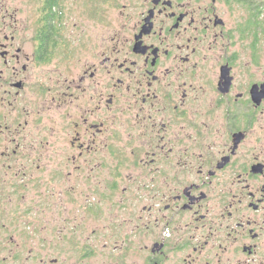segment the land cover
Returning <instances> with one entry per match:
<instances>
[{"label":"flooded vegetation","instance_id":"1","mask_svg":"<svg viewBox=\"0 0 264 264\" xmlns=\"http://www.w3.org/2000/svg\"><path fill=\"white\" fill-rule=\"evenodd\" d=\"M0 264H264V0H0Z\"/></svg>","mask_w":264,"mask_h":264},{"label":"rangeland","instance_id":"2","mask_svg":"<svg viewBox=\"0 0 264 264\" xmlns=\"http://www.w3.org/2000/svg\"><path fill=\"white\" fill-rule=\"evenodd\" d=\"M261 4H262V2H261Z\"/></svg>","mask_w":264,"mask_h":264}]
</instances>
